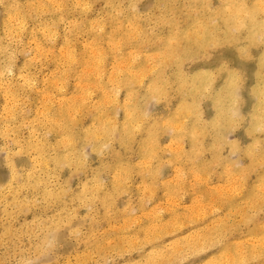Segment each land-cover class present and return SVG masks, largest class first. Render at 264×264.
<instances>
[{"label":"rangeland","instance_id":"1","mask_svg":"<svg viewBox=\"0 0 264 264\" xmlns=\"http://www.w3.org/2000/svg\"><path fill=\"white\" fill-rule=\"evenodd\" d=\"M223 6L0 0V264H264V29L169 44Z\"/></svg>","mask_w":264,"mask_h":264},{"label":"bare ground","instance_id":"2","mask_svg":"<svg viewBox=\"0 0 264 264\" xmlns=\"http://www.w3.org/2000/svg\"><path fill=\"white\" fill-rule=\"evenodd\" d=\"M52 1V0H51ZM62 1V0H61ZM37 2V1H36ZM40 3H42L41 1H39ZM59 2V1H58ZM79 2V1H78ZM38 3V2H37ZM40 3H38L39 4V6H41L40 5ZM53 3H55V2H53ZM52 3V4H53ZM224 3H225V0H224ZM226 3H227V6H223V7H221L215 14H214V17H212V19H222V22H220V23H218V24H215L213 21H209L208 23H207V25L208 26H200V27H196V25H194V26H192L191 28H190V30H187V31H185V32H183L182 34H181V36L180 35H178L177 36V38H175V37H172V38H170L169 39V44H170V46H172L173 48H177L178 47V45H176V44H182L181 43V38L183 37V38H185V39H187V40H189L190 41V43H189V45L190 46H192V47H194V49L195 48H197L198 50H199V48H203L205 45V43L206 42H204L205 41V39L206 40H209L210 39V37H209V32H207L208 30H211V31H216L217 32V30H218V28H221L222 26H225V28L227 27V32L228 31H231V27L230 26H232L233 27V29H235V30H237L238 32H243V31H246V34H247V41L249 42V43H252L253 42V40H255V37L258 35V34H260V32H261V30L262 29H264V20H261V21H259L258 19H256L255 18V15H256V13L259 11V10H263L264 11V0H256L255 1V5H252V6H250V7H247L246 6V4L245 3H242V2H236V1H234V0H226ZM42 5H43V3H42ZM56 5V4H55ZM42 7V6H41ZM40 7V8H41ZM44 7V6H43ZM54 7H56V6H54ZM47 8V7H46ZM58 8V7H57ZM61 8V7H60ZM42 9V8H41ZM45 9V8H44ZM55 9V8H54ZM27 11V10H26ZM29 11V10H28ZM19 12V11H18ZM22 14V13H21ZM15 16H17V14L15 15ZM14 16V17H15ZM11 17V16H10ZM9 17V18H10ZM15 19V18H14ZM17 19V18H16ZM20 19H22V18H20ZM13 21H15V24H18V22L16 23V21L17 20H13ZM20 21V24H21V20H19ZM23 21V20H22ZM24 22V21H23ZM199 22H202V23H204L203 21H198V22H196V23H199ZM12 23V22H11ZM73 23V22H72ZM195 23V24H196ZM99 24V23H98ZM93 25V24H92ZM95 25H97V23H95ZM16 26V25H15ZM21 26H22V24H21ZM20 27V26H19ZM243 27H246V28H243ZM21 28V27H20ZM101 28V27H100ZM22 29V28H21ZM101 30V29H100ZM15 31V30H14ZM43 31H44V29H43ZM98 31H99V29H98ZM263 31V30H262ZM11 32H12V30H11ZM48 32V31H47ZM46 32V33H47ZM9 34V33H8ZM48 35V34H47ZM19 36V35H18ZM49 36V35H48ZM51 36V35H50ZM19 38V37H18ZM48 38V37H47ZM260 38H262V37H259V39ZM129 39V38H128ZM92 41V40H91ZM175 41V42H174ZM210 41H211V39H210ZM35 42V41H34ZM37 42L38 41H36L35 43L37 44ZM119 43V42H118ZM39 44V43H38ZM38 44H37V46H38ZM186 46H187V44H185ZM185 45H184V51H182V53H185L186 52V47H185ZM88 46H89V44H88ZM119 46H120V44H119ZM36 47V46H35ZM117 47V46H116ZM43 48V47H42ZM65 48H67V47H65ZM90 48V47H89ZM95 48V47H94ZM102 48V47H101ZM37 49H39V48H37ZM40 49H41V47H40ZM53 49V48H52ZM117 49V48H116ZM193 49V50H194ZM44 50V49H43ZM46 50H48V49H46ZM75 50V49H74ZM90 50V49H89ZM193 50H190V51H192L193 53H194V51ZM27 51H29V50H27ZM51 51V50H50ZM49 51V52H50ZM60 51V50H59ZM68 51V50H67ZM70 51V50H69ZM68 51V52H69ZM93 51V50H92ZM102 51V50H101ZM100 51V52H101ZM64 52H65V50H64ZM68 52H65L66 54L65 55H69V54H67ZM99 51H97V53H98ZM99 52V53H100ZM117 52V51H116ZM47 53H48V51H47ZM96 53V52H95ZM95 53H93V54H95ZM141 53V52H140ZM73 54V53H72ZM93 54H92V56H93ZM243 54V53H242ZM96 55V54H95ZM116 55V54H115ZM132 55V54H131ZM36 56V55H35ZM54 56V55H53ZM70 56V55H69ZM69 56H68V58H69ZM72 56V58H73V55H71ZM98 56V55H97ZM103 56V55H102ZM65 57V56H64ZM94 57H96V56H94ZM97 58V57H96ZM101 58V57H100ZM118 58V57H117ZM138 58V57H137ZM33 59V58H32ZM37 59V58H36ZM65 59H66V57H65ZM130 59H131V57H130ZM94 60H95V58H94ZM99 60V59H98ZM112 60H114V59H112ZM131 60H133V59H131ZM97 61V60H96ZM73 62V61H72ZM76 62V61H75ZM102 62V61H101ZM94 63V62H93ZM99 63V62H98ZM97 63V64H98ZM113 63V62H112ZM123 63V62H122ZM96 64V65H97ZM101 64V63H100ZM163 64L164 63H162L161 65H160V68L163 66ZM121 65V64H120ZM127 65V64H126ZM151 65V64H150ZM98 66H100V65H98ZM122 66V65H121ZM133 66V63H131V65L130 66H128L129 68H131ZM149 66V65H148ZM152 66V65H151ZM157 66V65H156ZM11 67V66H10ZM71 67V66H70ZM89 67V66H88ZM96 67V66H95ZM92 68H94V67H92ZM153 68V67H152ZM151 68V69H152ZM10 68H8V70H9ZM88 69H91V68H86V70H88ZM97 68H95V70H96ZM124 69V68H123ZM92 70V69H91ZM99 70V69H98ZM102 70V69H101ZM116 69H114V71H115ZM121 70V69H120ZM133 70V69H132ZM154 71H157V70H159V68L157 67H154V69H153ZM11 71V70H10ZM83 71H84V69H83ZM90 70H88V72H89ZM105 71V70H104ZM136 71V70H135ZM147 71V69H146V67H143L142 68V70L141 69H139V71L138 72H136V74L138 75V73H141V74H143V73H145ZM92 72V71H91ZM97 72V71H96ZM99 72H101V71H99ZM103 72V71H102ZM101 72V73H102ZM148 72V71H147ZM135 73V72H134ZM149 73V72H148ZM151 73H152V70H151ZM84 74V73H83ZM82 74V75H83ZM85 74H87L88 75V73H85ZM84 74V75H85ZM97 74V73H96ZM111 74H114L113 73V71H112V73ZM97 75H99V74H97ZM97 75H96V77H97ZM140 75V74H139ZM93 76V75H92ZM111 76V75H110ZM114 76H116V75H114ZM80 77V76H79ZM82 77V76H81ZM94 77V76H93ZM112 78H111V80L113 79V76H111ZM139 78H140V76H138ZM23 78V77H22ZM84 78V77H83ZM95 78V77H94ZM99 78H101V76L99 75ZM98 78V79H99ZM27 79H28V76H27ZM81 79V78H80ZM97 78H96V80H98ZM116 79V78H115ZM196 79L197 78H193V80H192V82L193 83H195V81H196ZM110 80V79H109ZM110 80V81H111ZM118 80V79H117ZM56 81V80H55ZM60 81V80H59ZM58 81V82H59ZM120 81V80H119ZM53 82V81H52ZM112 82H114V81H112ZM111 82V83H112ZM127 82V81H126ZM30 83V82H29ZM54 83H56V82H54ZM63 83V82H62ZM76 83H77V81H76ZM31 84V83H30ZM58 84V83H57ZM57 84H55L56 86H58ZM79 84V83H78ZM84 84V83H83ZM83 84H81V87H82V85ZM90 84H91V82H90ZM89 84V85H90ZM88 85V86H89ZM93 85V84H92ZM99 85V84H98ZM120 85V84H119ZM95 86V85H94ZM86 88H87V86H85ZM96 87H97V85H96ZM101 87V86H100ZM160 87L161 86H159V85H157L156 84V81H153L152 82V84H151V88L150 89H152V90H154V91H156V93H158V90H160ZM210 87H212L211 86V83L209 82V79L207 78L205 81H202V82H200L198 85H197V88H196V90H195V92H200V93H205V91L208 89V88H210ZM67 88V87H66ZM65 88V89H66ZM95 88V87H94ZM59 89V88H58ZM62 89V88H61ZM96 89V88H95ZM100 89V88H99ZM102 89H103V87H102ZM194 89V88H193ZM8 90V89H7ZM39 90V89H38ZM97 90V89H96ZM113 90V89H112ZM42 91V90H41ZM48 91V90H47ZM92 91V90H91ZM104 91V90H103ZM161 91V90H160ZM49 92V91H48ZM47 92V93H48ZM52 92V91H51ZM50 92V93H51ZM86 92V91H85ZM88 92V91H87ZM110 92H113V91H110ZM49 93V94H50ZM53 93V92H52ZM52 93H51V95H52ZM103 93H105V92H103ZM107 93H109V92H107ZM253 93L255 94V97H256V101H255V106H254V110L252 111V114H251V120H252V127H260V128H262L263 127V122H264V91H261L259 88H256V87H254L253 88ZM83 94V93H82ZM87 94V93H86ZM90 94V93H89ZM112 94H114V93H112ZM111 94V95H112ZM240 93H239V88H233V90H231V83H230V81H228V83H227V85H225L219 92H218V96H220L221 97V99H225V100H228V102L231 104V107H238V105H237V103H238V100H239V98H240V95H239ZM47 95V94H46ZM91 95L92 94H90V97H91ZM105 95V94H104ZM203 95V94H202ZM13 96V95H12ZM49 96V95H48ZM73 96V95H72ZM76 96V95H75ZM82 96V95H81ZM108 96H109V94H108ZM218 96H215L216 97V100H219V97ZM11 97V96H10ZM43 97H44V95H43ZM52 97V96H51ZM69 97V96H68ZM84 97V96H83ZM85 97H86V95H85ZM84 97V98H85ZM105 97H107V94H106V96ZM110 97V96H109ZM114 97V96H113ZM50 98V97H49ZM83 98V100H85ZM112 98V97H111ZM9 99V98H8ZM45 99V98H44ZM51 99V98H50ZM60 99H62L61 97H60ZM73 99H75L74 97H73ZM82 99V98H81ZM108 99H110V98H108ZM107 100V99H106ZM82 101V100H81ZM109 101H111V100H109ZM49 102V101H48ZM69 102V101H68ZM84 102V101H83ZM82 102V103H83ZM104 102H105V100H104ZM63 102L61 101V104H62ZM74 103V102H73ZM48 104V103H47ZM105 104H106V102H105ZM224 106H226V104L225 103H222ZM13 105V104H12ZM53 105V104H52ZM100 105V104H99ZM49 106V105H48ZM60 106V105H59ZM81 106V105H80ZM79 108V107H78ZM77 108V109H78ZM104 109V108H103ZM235 110H236V113L235 112H233V113H235L234 115H236V116H238L239 114H240V110H239V108L238 109H236V108H234ZM39 110V109H38ZM75 110V109H74ZM9 111H10V113H11V110L9 109ZM42 111V110H41ZM39 112V113H41L42 114V112ZM231 111H233V110H231ZM46 112V111H45ZM72 112V111H71ZM70 112V113H71ZM75 112V111H74ZM81 112V111H80ZM44 113V112H43ZM61 113V112H60ZM76 113V112H75ZM130 113V112H129ZM8 114V113H7ZM12 115H13V113H12ZM129 115V114H128ZM6 116H8V115H6ZM42 116H43V114H42ZM71 116V115H70ZM73 116V115H72ZM127 116V115H126ZM130 116V115H129ZM13 117V116H12ZM74 117V116H73ZM52 118V117H51ZM70 118H72V117H70ZM75 118V117H74ZM186 119V118H185ZM48 120V119H47ZM57 120V119H56ZM106 121V120H105ZM104 123V122H103ZM73 124H74V122H73ZM173 124V123H172ZM101 126V125H100ZM111 126V125H110ZM129 126V125H128ZM138 127V126H137ZM137 127H135V128H137ZM180 127V126H179ZM99 128H101V127H99ZM178 128V127H177ZM259 129V128H258ZM123 133V132H122ZM198 133V132H197ZM100 136V135H99ZM98 136V137H99ZM89 137V136H88ZM87 137V138H88ZM100 138V137H99ZM64 140H66L65 138H64ZM153 140V139H152ZM71 141V140H70ZM64 142V141H63ZM184 142V141H183ZM65 144H67L66 143V141L64 142ZM68 144H70V143H68ZM108 144H109V142H108ZM108 144H105L106 146H108ZM40 145V144H39ZM179 145V144H178ZM149 146V145H148ZM64 147V146H63ZM102 147H104V146H102ZM38 148V147H37ZM175 150H176V148H174ZM100 150V149H99ZM99 154V153H98ZM39 161V160H38ZM47 162V161H46ZM60 164V163H59ZM145 172V171H144ZM39 183V182H38ZM175 201V200H174ZM155 207V206H154ZM50 234V233H49ZM48 234V235H49ZM55 235V234H54ZM50 236V235H49ZM55 237V236H54ZM51 239H53L52 237H50ZM160 260V259H159Z\"/></svg>","mask_w":264,"mask_h":264},{"label":"snow or ice","instance_id":"3","mask_svg":"<svg viewBox=\"0 0 264 264\" xmlns=\"http://www.w3.org/2000/svg\"><path fill=\"white\" fill-rule=\"evenodd\" d=\"M262 39H264V36H262ZM29 264H36V262L29 261Z\"/></svg>","mask_w":264,"mask_h":264}]
</instances>
